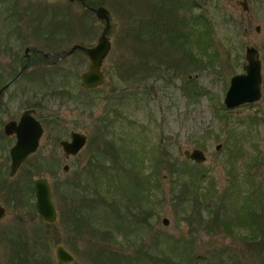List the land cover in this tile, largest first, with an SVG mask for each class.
Wrapping results in <instances>:
<instances>
[{"label":"rangeland","instance_id":"obj_1","mask_svg":"<svg viewBox=\"0 0 264 264\" xmlns=\"http://www.w3.org/2000/svg\"><path fill=\"white\" fill-rule=\"evenodd\" d=\"M99 1H103L110 14L106 37L111 44L101 68L103 85L93 90L81 87L80 76L89 62L76 53L58 60L55 65L38 62L30 66L3 96L0 131L6 121L37 104L42 111L34 109L36 117L44 122V135L35 156L28 159L12 179L8 177L7 149L5 143H0V169L6 168L7 182L13 186L25 182L20 185L23 202H16L0 192V204L6 211L0 220V264H18L17 252L8 244V238L20 243L25 241L29 246L31 242L26 239L34 227L45 235L43 250L31 249L21 264H32L28 259L36 252L43 264H58L54 254L57 245L72 254L74 260L70 264H112L111 260L120 254L130 264H187L182 259L186 256L202 258L209 264H264V249L251 251L247 245L224 233L220 223L214 225L209 220L207 213L215 211V200L209 210L200 214L198 211L203 207L198 199L185 203L169 192L166 164L158 171L159 190L148 189L149 197L136 196L134 184L130 183L137 169L133 173L121 171L124 176L111 181L110 176L104 178L105 174L97 183L88 180L89 190L85 188L83 193L89 197V208L77 203L74 195L67 191L69 182L81 177L84 180V175L78 176L104 141H111L120 148L117 158L105 157L106 167H110L107 175L114 174L120 165L131 167L134 156H143L147 158L143 163L144 176L151 181L149 152L152 148H159L158 152L165 149L170 158H174L171 160L185 163L205 176V181H209L206 185L215 190L217 203L221 200L224 204L226 216L232 213L231 209L230 212L225 210L231 207L230 194L245 175L264 187V0H246L247 11L236 4L242 0H178L173 13L181 21L193 14L200 17L196 27L193 26L191 39L199 36L198 31L208 29L207 52L194 44H185L183 49L162 34L152 41L155 47L144 45L137 38L140 22H149L147 17H152L147 5L161 6L158 18L163 23L166 15L167 22L170 21L167 9L170 1L175 0H89L95 4ZM193 1L195 4L191 7L186 5ZM57 19H66L75 26L76 36L65 49L81 44L84 38L99 36L104 28L102 22L96 21L91 13H84L77 4L68 5L58 0H0L3 85L19 67L17 63L12 75L7 77L4 69L13 62L8 51H18V56H22L24 48L39 47L43 53H53V50L43 49L42 45L47 42L42 41V37L50 27L57 26L51 22ZM188 29L183 26L184 31ZM88 31H92L90 36ZM55 39V33L47 38L48 42ZM247 47L258 51L262 63V97L256 103L227 110L223 99L231 77L243 73ZM145 51L152 54H148L149 59L144 63ZM34 72L42 76L31 81L30 75ZM51 77L54 81L49 80ZM47 116L59 121L58 128L46 124ZM71 131L87 135L88 142L76 157L65 159L58 143L68 140ZM231 131L234 137L229 136ZM228 140H238L242 145L243 154L236 160L228 157L229 148L234 144L228 147ZM219 144L221 148L216 151ZM192 149L201 150L205 162L196 164L185 159L183 152ZM47 159L52 163L50 170L45 165ZM114 160L116 164L112 166ZM255 161L257 163L253 164ZM64 165L69 166L67 172L62 170ZM94 172L98 175V171ZM38 177L48 179L57 212L55 223L49 226L38 218L33 207L31 181ZM79 204L90 223L74 227L70 222L74 221ZM163 219L168 221L167 225L162 223ZM214 226L218 230H214ZM7 233L8 236H4ZM164 255L173 262L159 261Z\"/></svg>","mask_w":264,"mask_h":264},{"label":"trees","instance_id":"obj_2","mask_svg":"<svg viewBox=\"0 0 264 264\" xmlns=\"http://www.w3.org/2000/svg\"><path fill=\"white\" fill-rule=\"evenodd\" d=\"M176 2L178 7V0L170 1L169 9H167V11H169L170 21L167 22L168 15H166L163 23H161L160 18H158V13L161 6H154L152 4L147 5L148 12L150 15H152V17H147V19L150 20L149 22H140L138 25L139 35L137 38L144 45L155 47L152 41H154L155 36L162 34L170 43H179L183 49L185 48V44H194L195 47H199L201 50L207 52L208 45H210L207 42L208 29L207 31H198L199 36L195 39H191L192 33L185 32L183 30V26L186 23L188 28L193 30V26L196 27V23L200 20V17L199 15L193 14L189 17V19L184 17L181 21L177 17V14L175 15V13H173L176 12ZM192 4H195V2L193 1L191 4L187 2L186 5L191 7ZM204 25L205 28H207V25ZM149 53L152 54L148 51L144 52L142 57L143 62H147L149 59V57H147ZM229 136L234 137L233 131L229 132ZM231 144H233L234 148L233 146L232 148H229L230 155L228 157H231L232 160H236V157L242 153V145L238 144V140H228L227 146L229 147ZM119 150L120 148H116V146H114L111 141H104L102 143V148H97L92 156L88 158V164L83 168L82 174L78 176L80 177L81 175H84L83 177L86 182L84 183V180H82L81 177L74 182H69L67 184L68 193H72L74 195L77 203L86 205L88 207L90 202L89 197L83 193L85 188L89 190L90 184L88 183V180H93L95 183H97L102 179L104 176L103 174H105L104 178L110 176L111 181L124 176L122 172L133 173L134 169H137L138 172L132 176L133 181H130V183L132 185L134 184L136 196L139 195L140 197H149L148 189L152 188L159 190L160 182L158 179V171L161 169V167H163V165L166 164L164 167L168 172V177L170 179L169 192L172 195H176L180 199L184 200L185 203L189 201L196 202V199H198L203 207L200 211H198L200 214H203L205 209L209 210L211 204H213L215 200V211H209L207 213L209 220H211L214 225L220 223L222 226H224V233L229 234L233 239L240 241L244 245H247V248H249L251 251L255 250L258 252L259 249L260 251L264 249V187L260 186V183H257L254 178H249L245 175L242 181L238 182V185H236V188L230 194L231 207L228 206L225 209L228 212H230L231 209L232 213L230 216H226L223 210L224 204L221 203V200L217 203L218 199H216L215 190H213L212 187L206 185V183H209V181H205V176L197 169H191L185 163H179L177 161L171 160L174 158H170L168 152L165 149H163L161 152H158L159 148H157V150L152 148V150L149 152L150 155L148 161L152 167V175H150L151 181L147 180V175L144 176L143 163L147 160V158L143 156L140 158L138 156H134V161L131 167L120 165L119 168H114L116 171L114 174L107 175L106 170L110 171V167H106V162L108 161L105 162V157L117 158L119 156ZM115 162L116 160L111 161V165L115 166ZM256 163L257 161H255V163L253 162V164ZM230 166V168L234 170V167L231 164ZM95 170L98 171V175L96 172H94ZM204 185L206 187H204ZM139 192L140 194H138ZM12 195L16 202L24 201L23 192L19 187H16L14 190H12ZM80 204L75 208L74 218H72L74 221L70 222L71 225H74V227H83L82 225L90 223L89 220H86V214L81 209ZM191 207L193 211L196 209L195 204H193ZM182 210L185 213V210ZM88 214L91 216L92 212L90 211ZM49 225L50 224H45V226ZM213 228L214 230H218L216 226ZM29 235H31L30 238ZM29 235L26 239V241L31 242L29 246H26L25 241L20 243L15 239L11 241V239L8 238V244L10 243L13 246L14 251L17 252L15 259L17 260L18 257V261L20 262L19 263L17 261L18 264L23 263L25 259L28 258V255L26 254L30 253L28 251L31 249L34 251V248H39L37 252L43 250L41 247L45 239L44 233L40 231L39 228L34 227L31 228ZM4 236H8V233ZM44 248H46L45 245ZM37 252L30 254V258L28 259L29 263L32 262V264H43L42 259L38 256ZM40 254L41 253L39 252V255ZM182 259L187 264H209V262L198 257L187 258L186 256L185 259ZM158 260L168 263L171 258L167 255H164L162 258H158ZM108 261H110V259ZM110 263L130 264L127 260L125 261L123 254H120L117 259L111 260Z\"/></svg>","mask_w":264,"mask_h":264},{"label":"water","instance_id":"obj_3","mask_svg":"<svg viewBox=\"0 0 264 264\" xmlns=\"http://www.w3.org/2000/svg\"><path fill=\"white\" fill-rule=\"evenodd\" d=\"M79 1L84 5L83 0ZM236 4L241 5L243 10H248L246 0L237 1ZM94 13L98 20L104 21L105 23L97 45L89 49L79 46L72 48V51L75 49L83 51L90 61L88 70L80 76V85L85 90L93 89L104 84V76L100 72V68L102 60L110 50V42L106 38V34L110 28L109 12L105 8L99 7L94 10ZM258 30L259 27H256V31ZM244 60L245 63L242 67L244 73L235 75L230 79L229 87L223 99V105L226 109L231 110L244 104L258 102L262 96V63L259 59L258 51L254 48L247 47L245 49ZM9 126L6 127L7 133H10ZM15 131L17 141L15 146L10 150L11 177L15 175L22 162L29 155L36 152L39 139L42 135V128L31 117L30 113H24L22 115L18 128ZM86 143V135L80 132H72L70 134V140L62 141L60 145L64 156L68 158L77 156L85 147ZM220 148L221 145L219 144L215 147V150L218 151ZM183 155L185 159L196 164H201L206 160L204 153L199 149H193L191 151L185 150ZM62 170L67 172L69 166L64 165ZM33 190L35 194L34 209L37 216L44 223L54 224L57 219V212L52 202V192L48 179L43 177L34 180ZM4 216L5 209L0 205V219ZM162 223L167 225L168 221L163 219ZM54 254L58 264H70L74 260L72 254L62 245L55 247Z\"/></svg>","mask_w":264,"mask_h":264},{"label":"flooded vegetation","instance_id":"obj_4","mask_svg":"<svg viewBox=\"0 0 264 264\" xmlns=\"http://www.w3.org/2000/svg\"><path fill=\"white\" fill-rule=\"evenodd\" d=\"M58 1H61L65 4H68V5H73V4H77L79 5V7L81 8V10L84 12V13H91L94 17H95V14H94V10L95 8L97 7H104L103 6V1H99L98 3H94V2H89V0H83L84 2V5L82 4V2H80L79 0H58ZM93 4H95V6H92ZM79 17H82V15H79ZM96 21L98 22H102L104 24V21H100L98 20L96 17H95ZM51 22H55L57 26H53L54 29H51L50 25H49V29L48 31L46 32L47 34H44L43 37H42V41L44 42H47V44L42 45L43 46V49H48V50H53L52 54H49L48 52H45L43 53L42 50L39 49V47L37 48H30V47H26L24 48V51H23V54L22 56L19 55V52L16 51V52H12V51H8L9 55H11V58H13V62H11V66H7L5 69H4V72L7 74V77H10L12 75V72L13 70L16 69V66H17V63L19 65L18 67V71L15 72V74L13 75V77H11V79L9 81H7L6 84L3 85L2 83V80L1 78H4L2 76H0V107L3 106V96L5 95V92L6 90L12 85L14 84V82H16L20 77L21 75L28 69L30 68V66L36 64V63H41V64H46V63H49V64H52V65H55L57 63L58 60H62L63 58H70L72 57L74 54L76 53H79L82 57H85L87 58L88 62H89V65H88V68L90 66V61L88 59V57L85 55V53L81 50H78V49H75L72 51V48L76 47V46H79V47H84V48H93L94 46L97 45V42H98V39L100 37V34L99 36H92L89 37L90 39H87V38H84V40H82L81 44H74L72 45L70 48H67L65 49L66 45L68 43H71L72 40H74L75 36H76V32H75V26H71L70 23H67V20H63V19H57V20H52ZM69 26V28H66V26ZM185 27L188 25L185 23L184 25ZM63 28V29H62ZM189 30V29H188ZM185 31V32H188V33H194L192 32L193 30L191 29V31ZM43 32H44V29H43ZM91 32L92 31H88V36L91 35ZM52 33L54 34L55 33V36H57V39H55L54 42H48L47 38L50 37L52 35ZM192 36V35H191ZM51 44H53V46H50ZM188 45V44H187ZM186 45V46H187ZM52 47V48H51ZM109 54V53H108ZM104 60V59H103ZM103 60H102V64H103ZM72 63V62H70ZM102 64H101V68H102ZM87 68V70H88ZM100 68V72L102 73V75L104 76L102 70ZM63 71H64V68H62ZM61 69V70H62ZM53 69L51 70H48V71H52ZM58 70V69H57ZM60 70V71H61ZM86 70V71H87ZM85 71V72H86ZM59 73V72H58ZM58 73L56 75H58ZM31 74V73H30ZM41 73L39 72H34L33 74H31L30 78H31V81H34L36 80L37 77H41L40 76ZM45 74V73H43ZM67 75H65L64 79H66ZM29 78V80H30ZM45 80H47V75L45 76ZM49 80H53V77H51ZM61 85V83H60ZM97 88V87H96ZM95 89V88H93ZM93 89H90V90H93ZM55 93V92H53ZM57 93H60V91L57 90ZM40 110V106L39 105H33V106H30L26 109H24L15 119L11 118L9 119L8 121H6L2 126H1V131H0V143H5V150L7 149V153H8V156H9V163H8V177L10 179L14 178L17 173L19 172V170L21 169V167L23 166V164L30 158H32L33 156H35L36 152L38 151V148L40 146V140L41 138L43 137L44 135V125H43V121H41V119H38L36 117V110ZM24 113H30L31 117L40 125V127L42 128V135L39 139V144H38V148L36 150L35 153L29 155L23 162L22 164L20 165V167L18 168L17 172L15 173L14 176H10V164H11V159H10V150L15 146L16 144V141H17V136H16V129L18 128V125L21 121V117ZM44 121L46 122V124L49 126V127H53V128H58V123L59 121L55 118H52L50 119V116H47L45 117ZM9 126V132L10 133H7L6 131V127ZM58 130V129H57ZM72 132H78V131H71L69 133V139L68 140H61L59 141V147L61 149V152H62V148H61V142L62 141H69L70 140V134ZM81 133V132H80ZM83 134V133H82ZM85 135V134H84ZM87 137V135H86ZM87 142H88V137H87ZM11 144V146H10ZM87 144V143H86ZM10 146V147H9ZM0 149H1V145H0ZM4 150V151H5ZM62 155L65 159H68L64 156L63 152H62ZM76 157V156H75ZM73 158V157H71ZM29 161V160H28ZM27 161V162H28ZM51 162L49 159L46 160L45 162V165L46 167L50 170V167L52 166L51 164L52 163H49ZM39 164L43 163V160H39L38 162ZM41 168H43V166H40ZM5 170L6 168H3V169H0V192L1 193H4V194H7L8 196H10L11 199H14L13 195H12V190H14L16 187H19L20 188V185L21 184H24L25 182L21 183V184H16L15 186H13L12 184L8 183L7 182V179L5 177ZM37 172V171H36ZM38 178H43V177H38ZM36 178V179H38ZM36 179H32L31 181V188L32 190L31 191V194L32 196L35 198V194H34V190H33V183H34V180ZM26 184H27V181H26ZM50 184V183H49ZM21 189V188H20ZM22 190V189H21ZM23 192V191H22ZM1 205V204H0ZM2 206V205H1ZM3 207V206H2ZM33 207H34V204H33ZM5 209V208H4ZM35 211V209H34ZM6 212V211H5ZM36 213V212H35ZM37 215V214H36ZM4 218V217H3ZM2 218V219H3ZM39 218V217H38ZM1 220V219H0Z\"/></svg>","mask_w":264,"mask_h":264}]
</instances>
